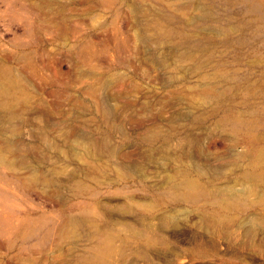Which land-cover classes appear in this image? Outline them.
Here are the masks:
<instances>
[{
    "label": "rangeland",
    "instance_id": "rangeland-1",
    "mask_svg": "<svg viewBox=\"0 0 264 264\" xmlns=\"http://www.w3.org/2000/svg\"><path fill=\"white\" fill-rule=\"evenodd\" d=\"M0 264H264V0H0Z\"/></svg>",
    "mask_w": 264,
    "mask_h": 264
},
{
    "label": "bare ground",
    "instance_id": "bare-ground-1",
    "mask_svg": "<svg viewBox=\"0 0 264 264\" xmlns=\"http://www.w3.org/2000/svg\"><path fill=\"white\" fill-rule=\"evenodd\" d=\"M228 121L231 123V124H233V125H235V126H244V125H246V121L245 120H243V119H241V118H230V119H228ZM106 253V254H105ZM104 256H103V258L107 255V252L105 251L104 253ZM100 258V257H99Z\"/></svg>",
    "mask_w": 264,
    "mask_h": 264
}]
</instances>
